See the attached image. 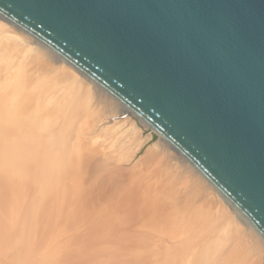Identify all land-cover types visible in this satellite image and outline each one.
Returning a JSON list of instances; mask_svg holds the SVG:
<instances>
[{"label": "bare ground", "instance_id": "obj_1", "mask_svg": "<svg viewBox=\"0 0 264 264\" xmlns=\"http://www.w3.org/2000/svg\"><path fill=\"white\" fill-rule=\"evenodd\" d=\"M0 47V256L264 262V237L144 118L2 15ZM100 111L118 121L106 126Z\"/></svg>", "mask_w": 264, "mask_h": 264}, {"label": "water", "instance_id": "obj_2", "mask_svg": "<svg viewBox=\"0 0 264 264\" xmlns=\"http://www.w3.org/2000/svg\"><path fill=\"white\" fill-rule=\"evenodd\" d=\"M156 129L264 237V0H0Z\"/></svg>", "mask_w": 264, "mask_h": 264}, {"label": "rangeland", "instance_id": "obj_3", "mask_svg": "<svg viewBox=\"0 0 264 264\" xmlns=\"http://www.w3.org/2000/svg\"><path fill=\"white\" fill-rule=\"evenodd\" d=\"M6 32H7V34L10 37H15L16 36V33H14V32H9V31H6ZM0 48L3 49L4 47H0ZM94 105L95 104L91 105V107H93ZM98 117L101 119L102 122L104 121L103 124H105L106 126L108 125L109 127L114 125L118 121L117 115H110L108 113L105 114L104 112H101V111H100V114H98ZM99 124L100 123L97 122V125H99ZM125 133H126V130H121V131L117 130L116 131V135L117 136H123ZM134 141L135 142H132V141H128L126 143L122 142L123 144L119 143L118 147L115 148L114 152L116 151L117 154H121V153L124 152V154L126 155V151H127V148L129 147V145H131L133 143L136 144V138H135ZM135 152H137V151H134V153ZM132 155H133V153H132ZM14 256H15V253H13L11 251L6 252L4 255L0 256V264H18L17 262H15V260H14L15 257ZM262 264H264V262Z\"/></svg>", "mask_w": 264, "mask_h": 264}]
</instances>
